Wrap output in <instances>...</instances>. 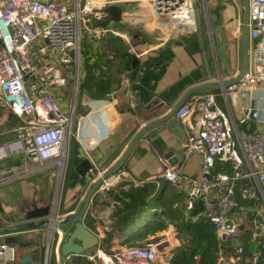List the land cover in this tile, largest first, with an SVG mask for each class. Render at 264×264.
I'll use <instances>...</instances> for the list:
<instances>
[{
    "label": "crops",
    "instance_id": "crops-1",
    "mask_svg": "<svg viewBox=\"0 0 264 264\" xmlns=\"http://www.w3.org/2000/svg\"><path fill=\"white\" fill-rule=\"evenodd\" d=\"M243 1L194 0L198 21L196 28L155 22L151 19L153 7L149 0L106 1L105 16L95 22V25L103 29L99 39L89 42L86 36L83 37L84 53L78 78L74 73L69 77V81L72 79L71 83H75L74 91L71 88L68 91L69 102L64 101L63 96L67 94L66 90L65 94L62 92L64 88L59 95L64 110L71 116L72 131L61 193L56 202L52 203V210L56 206L55 217L61 220L78 209L89 184L96 177V170L103 172L113 164L141 126L166 114L192 87L207 82H220L232 78L238 72L240 44H232L228 28L235 23L237 16L244 20ZM79 2L83 0L64 3L75 8ZM110 5H117L122 10L119 19L112 18V12L108 9ZM219 15L222 22L215 24ZM222 41L226 42V46L221 52ZM211 90L217 92L219 103L229 114L237 119L243 115L247 99L232 94L228 101L223 86ZM253 104L259 110V122L264 128V89L258 90ZM6 111L17 117L9 107L0 104V134L8 132L5 125L12 121V116L3 118ZM187 132V126L180 122L176 114L150 127L111 177L112 181L107 179L106 183L100 185L83 218L84 224L98 235V244L110 242L106 246L111 249L117 243H141L149 238L155 228L163 227L170 233L168 236L175 244L186 238V228L182 226V217L188 221L183 203L185 193L164 178L162 172L166 166L183 161L182 146ZM14 139H6V142ZM84 158L93 162V169L87 176L78 170ZM55 161L33 162L24 151H13L0 158V230L31 220L27 213L35 207L50 206L36 202L28 205L26 195H21V192L16 195L15 186L21 188L24 185L23 178H19L22 173L32 168L38 169L44 163L54 164ZM200 163V154L191 155L184 162L185 171L192 177L198 176ZM218 168L225 167L218 164ZM134 180L141 183L135 185ZM247 183L256 187L255 180L240 182L237 188L239 205L234 208L231 216L242 221L241 231L246 238L253 219L257 221L261 226L262 240L264 197L257 200L244 199L242 185ZM140 205L144 211H134L137 216L130 221L129 227H119L117 235L109 238L107 231L122 211ZM170 205L175 211L171 212ZM149 208H152L151 217L145 224L132 229L137 218ZM54 222L53 218L47 226L12 233L21 242L14 244L17 256L15 264H21V258L30 252H36L38 257L27 264L59 262L61 227L56 229V237L53 238ZM68 226L64 224L63 228ZM5 236L0 235V242L4 241ZM106 237L110 241H106ZM48 246H51L52 254L47 261ZM247 261L255 264L249 258ZM259 264H264V258H260Z\"/></svg>",
    "mask_w": 264,
    "mask_h": 264
},
{
    "label": "built area",
    "instance_id": "built-area-1",
    "mask_svg": "<svg viewBox=\"0 0 264 264\" xmlns=\"http://www.w3.org/2000/svg\"><path fill=\"white\" fill-rule=\"evenodd\" d=\"M106 1L83 0L72 8L58 0H0V104L23 119L18 137L0 146V158L24 151L33 162L43 163L68 154L71 116L59 95L71 74L78 78L83 37L88 41L99 39L103 29L95 22L105 16ZM149 2L153 7L151 19L159 24L198 26L194 0ZM242 26L237 16L228 28L233 45L240 44ZM248 27L250 59L246 77L223 88L228 101L232 94L248 100L243 115L237 119L229 114L213 90L189 96L176 111L188 131L182 146L183 161L166 166L162 172L185 193L188 220L203 218L211 222L219 239L241 231L242 222L235 223L231 216L239 205L240 182L256 181V187L251 183L242 185L244 199L264 197V128L253 104L258 90L264 89V0H249ZM195 153L201 156L200 173L192 177L185 171L184 162ZM218 164L225 168H218ZM139 183L134 180L135 185ZM257 239L261 240V226L253 219L248 240ZM164 241L168 244L170 238L144 244L117 243L111 249L98 244L85 253L65 256L63 264H72L77 258L93 264H170L161 255L159 245ZM234 250L235 254L229 256L219 252L217 264H241L247 246L239 244ZM51 254L48 246L47 261ZM260 258L254 253L249 260L259 264ZM16 260L14 244L0 242V264H15Z\"/></svg>",
    "mask_w": 264,
    "mask_h": 264
},
{
    "label": "water",
    "instance_id": "water-1",
    "mask_svg": "<svg viewBox=\"0 0 264 264\" xmlns=\"http://www.w3.org/2000/svg\"><path fill=\"white\" fill-rule=\"evenodd\" d=\"M244 6V20L243 26L241 30V37H240V68L238 72L229 79L218 81V82H207L197 86L192 87L185 96L180 100L175 106H173L166 114L162 115L159 118H156L150 122H147L143 126L139 128L137 133L133 136L130 142L127 144L126 148L122 152V154L111 164L108 168H106L103 172L98 169L95 172L94 180L89 184L88 189L75 212L69 213L65 218L61 220L55 217L56 213V206L53 208L50 206L47 207H35L32 210H29L27 213L28 219L23 222H19L14 224L13 226L6 227L0 230V235H6L4 237V241L7 243H17L18 239L16 235L12 234L14 232H21L30 229H37L42 226H47L52 223V219H55V228L52 232V237H56V229L58 228L60 223L61 224H69L67 228H63L60 230L61 238L58 242V258L60 264H63V259L65 256L69 254H82L86 251H89L91 248L96 246L100 239L98 235L89 229L86 224L83 222V218L90 206L91 200L95 192L99 189L100 185L105 182V180L110 179L122 164L127 160L128 156L130 155L131 151L133 150L134 146L137 144L139 139L143 136L145 131L150 127L157 125L158 123L169 119L176 111L182 106V104L187 100V98L196 92L202 90H211L213 88H217L220 86L226 87L230 84L237 83L242 81L247 74L248 67H249V49H250V38H249V27H248V17H249V0L243 1ZM109 11L112 12L113 19H119L121 16L122 10L117 5H110L108 7ZM222 22L220 15L218 16L217 21L215 24H219ZM219 31V30H218ZM226 46V42L220 43L221 52L223 48ZM223 59L225 60L224 56L222 55ZM67 155L64 156L63 160L66 161ZM65 164L61 167V174L63 177L64 174ZM93 169V162L89 158H84L78 166V170L82 175H86L87 173H91ZM101 171V172H99ZM33 218V219H32ZM59 233V232H58ZM54 240V239H53ZM38 254L36 252H30L21 258V264H27L31 261L36 260Z\"/></svg>",
    "mask_w": 264,
    "mask_h": 264
},
{
    "label": "rangeland",
    "instance_id": "rangeland-1",
    "mask_svg": "<svg viewBox=\"0 0 264 264\" xmlns=\"http://www.w3.org/2000/svg\"><path fill=\"white\" fill-rule=\"evenodd\" d=\"M59 1V0H58ZM63 2H71V0H62ZM61 2V1H60ZM141 5V4H140ZM94 39L89 40V42H94ZM86 46V44H85ZM84 50V41H83V46H82V52ZM84 53V52H83ZM236 62L238 63V55L236 57ZM83 81V79H82ZM81 81V82H82ZM72 79H70L69 81V85L65 86V88L63 89L62 92L67 91V94L65 96H63L64 101L67 103L68 101V91L70 90L69 88H71L72 91H74V86L75 83H71ZM71 83V84H70ZM66 90V91H65ZM69 100H71V98H69ZM9 111V110H8ZM6 111L3 114V118H9L10 116H12V121L11 123H7L5 125V127L7 128L6 133L4 134H0V146L6 143V139H13L18 137L19 135V130L23 125V119L19 116L14 117L13 115H10V112ZM8 142V141H7ZM61 156H58L56 161L53 162L54 164H43L41 166L38 167V169L32 168L29 171H26L25 173H22L19 178H23L24 180V185H22L21 188H19V186H15V190H16V195L19 194V192H21V195H26V197L28 198V205H32L33 203H39V204H50V207H52V203L56 202V200L58 199V197L60 196L61 193V187H62V183L61 181L62 179V174H61V167L63 166V164H67V159H68V155L66 158V161H64L63 159H61ZM35 166V164L33 165ZM54 166V169H51ZM14 194V196H16ZM168 211V210H167ZM152 215V208H149L147 211H145L143 214H141V216H139V218H137V220L133 223L132 229L134 227H139L142 224H145L146 221L151 217ZM168 217V215L166 216ZM183 220H185V217H182ZM232 221H237L235 223H238L240 221V219H237L236 217H234V219H232ZM242 222V221H241ZM165 225V224H163ZM250 225V224H249ZM59 227H61V229H63L64 224L59 225ZM170 233L167 231V229L165 230V228H155V231H153V233H151L149 235V238L145 241H141V244L146 243L147 241H159L162 240L163 237H169ZM216 237L217 239H219L217 233H216ZM162 238V239H161ZM225 239L229 240L228 242L230 243V246H232L231 250H229L228 248H223L219 250V252H222L224 255L227 254V256L234 255L235 254V247L239 244H246L247 246V250L245 255L243 256V262H241V264H249V262L247 261L248 258H250L252 256V253H258L261 252V248L258 247V244H251L252 242H250L248 240V238L245 237L244 232L240 231V233L238 235H225ZM170 243L167 244V241L162 242L159 247H160V251H161V255L164 258L168 259L169 254H171V251L174 250V248L182 245L184 243V240L180 241V243H176L173 242V240L169 241ZM106 249H108V247H105ZM87 252V251H86ZM85 253V252H84ZM220 254V253H219ZM254 254V253H253Z\"/></svg>",
    "mask_w": 264,
    "mask_h": 264
},
{
    "label": "trees",
    "instance_id": "trees-1",
    "mask_svg": "<svg viewBox=\"0 0 264 264\" xmlns=\"http://www.w3.org/2000/svg\"><path fill=\"white\" fill-rule=\"evenodd\" d=\"M135 192L136 191H134L133 194ZM170 208L171 212L175 211L173 206L170 205ZM135 210H143L142 205L136 206L134 209L130 208L122 211L121 216L112 224L111 229L107 231V236L113 238L117 235V229L119 227H121L120 229L129 227L130 221L135 219V215L137 216L134 212ZM182 226L186 228L187 236L184 238V243L174 248V250L171 251V254H169L168 259L170 264H217L219 250L222 249V247L228 248L229 250L232 248L228 242L229 240L217 239L214 225L203 218L195 222L184 220L182 221ZM105 239H107L106 241H110L108 240V237ZM14 244H21V242L18 240V242ZM107 244L105 242V244L103 243V246L107 247ZM251 244H258V247L261 248L259 254L261 258H264L263 241L257 239ZM72 264L93 263L88 260H77Z\"/></svg>",
    "mask_w": 264,
    "mask_h": 264
}]
</instances>
